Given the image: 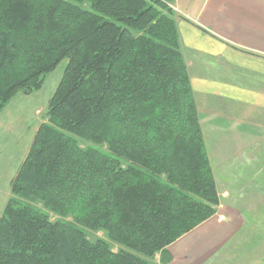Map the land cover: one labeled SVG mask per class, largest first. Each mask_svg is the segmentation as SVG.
<instances>
[{"label":"trees","instance_id":"1","mask_svg":"<svg viewBox=\"0 0 264 264\" xmlns=\"http://www.w3.org/2000/svg\"><path fill=\"white\" fill-rule=\"evenodd\" d=\"M173 1L0 0V114L67 61L11 182L0 264H167L216 214Z\"/></svg>","mask_w":264,"mask_h":264},{"label":"crops","instance_id":"2","mask_svg":"<svg viewBox=\"0 0 264 264\" xmlns=\"http://www.w3.org/2000/svg\"><path fill=\"white\" fill-rule=\"evenodd\" d=\"M171 8L220 204L169 245L167 264H264V0H174ZM40 125L14 135L11 149L0 123V216Z\"/></svg>","mask_w":264,"mask_h":264},{"label":"rangeland","instance_id":"3","mask_svg":"<svg viewBox=\"0 0 264 264\" xmlns=\"http://www.w3.org/2000/svg\"><path fill=\"white\" fill-rule=\"evenodd\" d=\"M67 65V61H63L57 69L46 76L44 86L41 90L30 94L25 95L24 93L17 94L5 107V109L0 114V123L4 124V128L8 127L11 131V134H2L5 136L6 146L12 148V145L16 143L15 136L18 133H23L26 130L27 126L33 124V132L37 129L40 125V121L42 119L45 120L46 111L48 107L47 98H51L57 88L59 81L62 78L63 72ZM7 121V122H6ZM9 122V125L7 124ZM28 122L30 124H28ZM15 135V136H14ZM8 138L6 139V137ZM7 160L10 159L7 157ZM51 219L53 220H60L62 222H72L76 224L73 219L69 216L62 217L61 215L57 214H50ZM89 238L95 240L97 238H106L102 231L93 232L89 231ZM113 250H118L119 246L112 243ZM155 260L160 263V256L157 255Z\"/></svg>","mask_w":264,"mask_h":264}]
</instances>
